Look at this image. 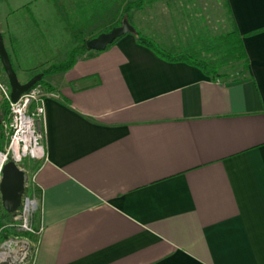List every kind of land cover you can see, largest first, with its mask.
<instances>
[{"label":"crops","instance_id":"obj_1","mask_svg":"<svg viewBox=\"0 0 264 264\" xmlns=\"http://www.w3.org/2000/svg\"><path fill=\"white\" fill-rule=\"evenodd\" d=\"M228 1L244 79L128 35L46 80L33 264H264V0Z\"/></svg>","mask_w":264,"mask_h":264},{"label":"trees","instance_id":"obj_2","mask_svg":"<svg viewBox=\"0 0 264 264\" xmlns=\"http://www.w3.org/2000/svg\"><path fill=\"white\" fill-rule=\"evenodd\" d=\"M4 1L6 0H0V3ZM50 1L53 3L60 23L64 26V34L68 41L63 60L59 62H43L36 66L32 78L42 74L43 80L38 85L42 86L46 91L53 92L52 86L46 81L49 77L67 73L75 67L81 58L96 54L88 49L89 41L103 33H108L123 26L125 20H128L135 28L134 37L138 45L152 51L158 58L167 63L186 64L197 68L213 80L238 81L249 75L250 59L245 50L244 38L252 34L242 36L239 33L228 0H222L221 4L226 12L229 28L224 33L216 35L212 34V32L204 31L205 29H200L199 21L192 17L195 0H71L73 12L67 8L65 0ZM156 6L167 7L172 15L179 13L185 21L188 20L191 29L189 28L190 33L187 34V37L190 36V38L185 41L181 39L177 44L172 42L169 45H165L143 33L131 23L135 12H143L147 8ZM86 12H91L89 17L84 20L79 19ZM184 20H182V24H187ZM194 25L199 30L195 31ZM12 42L13 45L16 44L17 39L12 37ZM9 57L18 75L13 56L10 53ZM233 73L237 76L235 77ZM6 84L11 91L8 79ZM8 115L9 103L5 102L2 106V119H6ZM37 216L38 220L39 215ZM11 218H15V215H9L3 210L0 197V227L9 223Z\"/></svg>","mask_w":264,"mask_h":264},{"label":"rangeland","instance_id":"obj_3","mask_svg":"<svg viewBox=\"0 0 264 264\" xmlns=\"http://www.w3.org/2000/svg\"><path fill=\"white\" fill-rule=\"evenodd\" d=\"M65 2L67 8L73 12L71 0H65ZM221 2L222 0H195L192 17L199 21L200 29H205L204 31L212 32L214 35L228 30L226 12ZM89 14L91 12H86L79 19L84 20L89 17ZM176 15H172L167 7L156 6L133 15L131 23L159 43L169 45L173 42L177 44L181 39L185 41L190 38V36L187 37V34L190 33L189 28L191 29V27L188 20L185 21L180 15ZM182 20L187 24H182ZM193 28L195 31L199 30L196 25ZM63 29L64 26L60 23L50 0H6L0 3V30L7 51L13 56L18 70V78L22 84L27 83L32 78L39 63L63 60L68 41ZM12 37L17 39L15 46ZM103 53L97 52L88 60ZM54 77L56 79L62 76L56 75ZM0 80L6 84L7 78L1 63ZM4 102L6 100L0 91V109ZM8 118L9 115L6 119H2L0 116V122L6 121ZM7 142V135L0 123V151L4 149ZM23 167L26 170L35 169L33 162L29 160L24 163ZM37 215L32 221L34 230L38 229ZM9 223L0 227V246L5 242L18 240L28 243L30 252L34 250L37 246L38 237L25 233L16 217L11 218Z\"/></svg>","mask_w":264,"mask_h":264},{"label":"built area","instance_id":"obj_4","mask_svg":"<svg viewBox=\"0 0 264 264\" xmlns=\"http://www.w3.org/2000/svg\"><path fill=\"white\" fill-rule=\"evenodd\" d=\"M0 91L6 102L9 103V118L2 122V129L7 135V144L0 151V183L2 172L9 162H14L25 173V195L22 205L15 214L17 221L25 233L37 236L41 230L32 228V221L40 212L42 193L37 182L38 169L26 170L23 165L29 160L40 163L46 159L45 148V116L46 101L50 98H59L58 94L46 91L37 85L21 97L17 103L11 102V91L7 84L0 80ZM29 245L23 241H9L0 246L3 258L0 264H33L36 249L30 252ZM6 249V252H1ZM16 249H19L15 252Z\"/></svg>","mask_w":264,"mask_h":264},{"label":"water","instance_id":"obj_5","mask_svg":"<svg viewBox=\"0 0 264 264\" xmlns=\"http://www.w3.org/2000/svg\"><path fill=\"white\" fill-rule=\"evenodd\" d=\"M135 28L125 20L123 26L118 27L108 33H103L97 38L88 42V49L92 52H105L117 40L128 35H135ZM0 63L6 74L11 88V102L17 103L22 96L36 87L42 80L43 75L38 74L31 78L27 83L22 84L15 72L7 51L3 34L0 30ZM25 173L14 162H9L3 169L2 180L0 183L1 206L9 215H15L22 205V199L25 195ZM1 252H6L2 249ZM2 264H9L4 262Z\"/></svg>","mask_w":264,"mask_h":264},{"label":"bare ground","instance_id":"obj_6","mask_svg":"<svg viewBox=\"0 0 264 264\" xmlns=\"http://www.w3.org/2000/svg\"><path fill=\"white\" fill-rule=\"evenodd\" d=\"M19 250V249H16L15 252ZM3 258L2 254H0V260Z\"/></svg>","mask_w":264,"mask_h":264}]
</instances>
